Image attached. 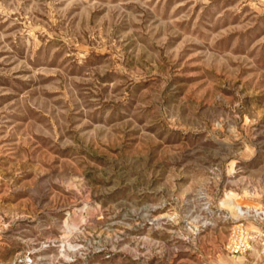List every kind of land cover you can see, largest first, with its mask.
I'll return each instance as SVG.
<instances>
[{"label":"rangeland","instance_id":"374dc122","mask_svg":"<svg viewBox=\"0 0 264 264\" xmlns=\"http://www.w3.org/2000/svg\"><path fill=\"white\" fill-rule=\"evenodd\" d=\"M0 264H264V0H0Z\"/></svg>","mask_w":264,"mask_h":264},{"label":"built area","instance_id":"2783aa9c","mask_svg":"<svg viewBox=\"0 0 264 264\" xmlns=\"http://www.w3.org/2000/svg\"><path fill=\"white\" fill-rule=\"evenodd\" d=\"M236 234H237V228L234 227L233 230H232V232H231V235H230L231 237L230 238L233 237V239H235ZM251 239H252L251 234L245 235L244 242L243 243L236 244L234 247L232 246L231 247V251L233 253H237L238 254V253H241L242 250L249 249L250 248Z\"/></svg>","mask_w":264,"mask_h":264}]
</instances>
